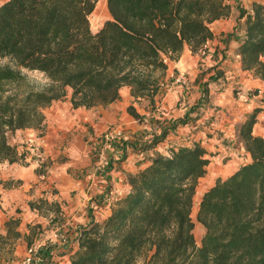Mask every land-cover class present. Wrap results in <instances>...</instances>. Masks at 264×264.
Returning a JSON list of instances; mask_svg holds the SVG:
<instances>
[{"label":"trees","instance_id":"obj_1","mask_svg":"<svg viewBox=\"0 0 264 264\" xmlns=\"http://www.w3.org/2000/svg\"><path fill=\"white\" fill-rule=\"evenodd\" d=\"M100 1L0 0V59L9 61L0 65V164L25 162L10 134L41 129L43 110L69 90L73 108L106 107L124 88L137 101L154 103L162 88L157 73L178 61L185 47L206 51L215 38L210 25L232 11L227 0H107L111 18L94 33L90 16ZM243 18L237 29L243 30L242 68L264 81V4H254L251 14L240 10ZM24 71L43 75L45 82ZM206 91L201 104L208 105ZM128 111L145 120L133 105ZM259 113L255 109L237 126L251 161L217 179L202 197L197 220L206 233L198 251L192 196L211 160L202 141L193 140L130 176L131 191L112 205L111 215L81 229L71 264H135L146 248H155L150 264H264V138L253 135ZM169 134L163 131L149 147Z\"/></svg>","mask_w":264,"mask_h":264},{"label":"crops","instance_id":"obj_2","mask_svg":"<svg viewBox=\"0 0 264 264\" xmlns=\"http://www.w3.org/2000/svg\"><path fill=\"white\" fill-rule=\"evenodd\" d=\"M227 1L231 15L210 25L215 38L205 54L185 47L178 61H169L154 103L146 98L137 101L124 88L120 99L106 107L73 108L69 90L43 110L41 129L10 134L11 145L26 156L24 163L0 164V264H25L30 249L43 256L37 258L39 264H71L81 229L111 215L112 205L131 191L130 176L154 157L169 156L155 155L162 143L153 149L148 145L163 131H170L166 140L173 139L177 146L201 140L209 167L221 173L218 177L251 161L237 126L259 109L253 135L264 138V81L243 70L238 53L243 30H238L246 19H240V10L251 14L254 4L264 0ZM207 89L209 104H201ZM130 105L145 116L143 122L129 113ZM197 116L200 119L194 122ZM188 118V124L176 127ZM210 121L224 136L207 137L214 130L203 124ZM111 128L120 130L122 137L109 146ZM41 202L46 203L41 210L30 207Z\"/></svg>","mask_w":264,"mask_h":264},{"label":"rangeland","instance_id":"obj_3","mask_svg":"<svg viewBox=\"0 0 264 264\" xmlns=\"http://www.w3.org/2000/svg\"><path fill=\"white\" fill-rule=\"evenodd\" d=\"M103 1L104 0H101L97 4V8L95 9L94 13L90 16L91 29L94 30V31L96 29H98V28L100 30L102 28L103 24L105 23V21H107L108 19L111 18L110 16L106 15L105 12H102V11L99 10L100 9V5L103 3ZM94 33H96V32H94ZM8 63H9V61L7 59H0V65H5V64H8ZM24 73L27 74L33 80H37L39 82H45L44 78H43V75H41L39 73H31V72H28V71H24ZM157 75L160 77L161 82L163 83V81H162L163 76L162 75L160 76V73H157ZM262 101L264 102V100H262ZM201 124H203V123H201ZM203 126L206 127L207 130H210V131L214 130L211 133L209 131H208V133L205 132V135L207 133L208 134L207 137H209V138H211L212 135L215 136L216 133L219 134L220 136L221 135L224 136V133L220 132L219 128L214 126L213 121L205 122L203 124ZM196 133L194 135H196ZM220 138L221 137H219V139ZM151 140H153V138H151ZM172 140L173 139H167V140L165 139L164 142H160L163 145L159 146V149L156 152H154L155 155H157V154H166V153L170 154V150L173 149L172 146L174 148L177 146V145H175V144H173L171 142ZM191 141L187 140L188 144H183V145H190ZM152 142L153 141H151L150 144L148 143V145H151ZM223 144H224V142H223ZM237 147H238L237 144L234 145L235 149H237ZM142 149H144V148H142ZM237 153L238 152H236V154ZM142 158H145V156H143ZM228 160L229 159L227 158L224 162H226ZM230 172H231V170H229V171L228 170H224L223 171L224 178L222 176L218 177L219 174H221V173H219L215 167L211 166V167L207 168V175L205 177L199 179L194 184L195 189H194V193H193V196H192L190 218H191V221L193 223L192 235H193L194 241H195V251H198V249H200L202 247V240H203V237H204V235L206 233L205 228L197 220V215H198V212H199V207H200V202L202 200V197H203L204 193L215 184L217 179H220V178L225 179V178H227L226 176L230 175ZM154 253H155V248H151V249L150 248H146V249H144L143 252L140 254V256L137 258L135 264H150V260H151L152 256L154 255ZM194 254H195V252H194ZM197 254H198V252H197ZM37 256H36V258L39 259L40 257H37ZM37 262L39 263V260Z\"/></svg>","mask_w":264,"mask_h":264},{"label":"built area","instance_id":"obj_4","mask_svg":"<svg viewBox=\"0 0 264 264\" xmlns=\"http://www.w3.org/2000/svg\"><path fill=\"white\" fill-rule=\"evenodd\" d=\"M206 51H201L200 54H205ZM264 59V58H263ZM264 100V99H262ZM261 100V101H262ZM216 110V109H215ZM122 136V132L120 130H117V128H111L107 135V143L109 146H112L120 137ZM179 146H176L175 148L172 146V148L177 149ZM170 155V154H169ZM111 199L109 200V202ZM112 208V207H111ZM29 256L25 260V264H39L37 261L38 259L36 258L37 256V249H30L28 251Z\"/></svg>","mask_w":264,"mask_h":264},{"label":"bare ground","instance_id":"obj_5","mask_svg":"<svg viewBox=\"0 0 264 264\" xmlns=\"http://www.w3.org/2000/svg\"><path fill=\"white\" fill-rule=\"evenodd\" d=\"M100 11L105 12L106 15H109L108 9H107V0H104L103 3L100 5Z\"/></svg>","mask_w":264,"mask_h":264}]
</instances>
